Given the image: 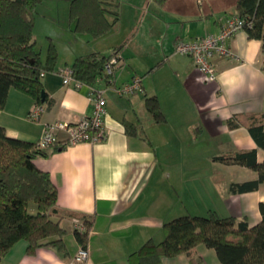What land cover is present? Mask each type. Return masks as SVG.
Instances as JSON below:
<instances>
[{
  "label": "crops",
  "instance_id": "0c3cea01",
  "mask_svg": "<svg viewBox=\"0 0 264 264\" xmlns=\"http://www.w3.org/2000/svg\"><path fill=\"white\" fill-rule=\"evenodd\" d=\"M71 1L44 0L36 15L34 39L42 56L50 40L59 55L56 69L41 77L45 100L38 104L43 107L40 117H29L36 99L11 88L0 110V126L9 137L37 142L47 123H74L89 114L88 87L65 85L60 73L79 56H109L118 47L122 63L115 71V85L142 77V91H105L103 140L61 141L50 146L46 156L35 158L57 186L59 207L91 221L90 263L129 264L131 253L150 238L162 241L165 222L182 215L214 210L221 216L246 217L249 226L260 222L264 183L248 191L233 190V184L257 181L258 174L223 158L256 149L257 161H264V149L248 123L237 119L264 115L262 41L247 31L229 39L238 58H215L218 75L213 82L202 80L191 56L175 53L180 39L218 33L227 17L237 14V0L233 11H228V0H114L111 8L119 13L118 21L98 38L73 30ZM37 32L45 38L40 45ZM153 95L165 115L162 122L146 107V98ZM126 123L134 126L132 133ZM60 137L65 139V134ZM75 221L83 223L64 214L61 221L72 256L80 247ZM27 247L26 241H19L0 264H69L72 258L45 246L29 254ZM194 259L221 264L216 251L205 244L198 245ZM162 263L192 264L185 254L163 257Z\"/></svg>",
  "mask_w": 264,
  "mask_h": 264
},
{
  "label": "trees",
  "instance_id": "16d2710c",
  "mask_svg": "<svg viewBox=\"0 0 264 264\" xmlns=\"http://www.w3.org/2000/svg\"><path fill=\"white\" fill-rule=\"evenodd\" d=\"M43 1L0 0V110L5 108L11 88L42 103L41 72L57 67L59 55L54 42L50 40L43 57L34 39L35 19ZM113 1L72 0L69 15L73 30L95 38L109 33L119 18V13L111 8ZM235 12L250 22L246 31L249 37L262 41L264 52V0H237ZM113 51H119L118 47ZM108 57L99 52L77 57L70 66L73 77L94 85L104 75ZM146 107L156 122L165 120L157 96L147 97ZM238 118L248 123L252 137L264 149V122H259L264 115L244 114ZM126 130L132 133L135 128L126 123ZM37 142L9 137L0 126V260L21 240L27 242L29 254L45 246L54 248L63 258L71 257L66 229L61 225L63 214L82 219L85 230L76 228L74 235L80 247L88 246L91 221L84 214L59 207L57 186L49 172L35 164V158L46 156L49 147L60 142L47 147H40ZM223 159L258 174L257 181L233 184V190L248 191L259 182L264 183V161H257L256 149ZM259 211L261 220L254 226H249L246 217L221 216L214 210L205 215L176 217L165 222V238L148 239L130 254L129 264H163V257L180 254L189 257L192 264H199L194 254L200 244L213 248L221 264H264V201L260 202Z\"/></svg>",
  "mask_w": 264,
  "mask_h": 264
},
{
  "label": "built area",
  "instance_id": "2783aa9c",
  "mask_svg": "<svg viewBox=\"0 0 264 264\" xmlns=\"http://www.w3.org/2000/svg\"><path fill=\"white\" fill-rule=\"evenodd\" d=\"M247 25H250V22L239 15H229L218 33L190 39H180L176 44L175 53L191 56L201 74L202 80L204 82H213L218 75L214 59L238 58V54L229 46L228 40L237 33L246 31ZM121 63L122 54L119 51H112L104 64V75L98 78L94 85L75 79L70 67L62 69L60 73L63 76L65 85L72 83L77 88L84 85L88 87L90 113L74 123L62 121L47 123L37 144L40 147H47L61 141L69 145L103 140L107 135L104 123L107 116L105 91L108 88H114L121 94H132L143 90L141 76H134L131 82L122 86L118 87L115 85V71ZM44 74L45 72L42 71L41 76L43 77ZM101 84H103V87H101ZM42 111L43 107L37 104L30 112L29 117L36 120L40 117ZM61 134H65V139L60 137ZM75 224L80 231L85 230L82 222L75 221ZM69 264H91L89 246L86 248L79 247Z\"/></svg>",
  "mask_w": 264,
  "mask_h": 264
},
{
  "label": "rangeland",
  "instance_id": "374dc122",
  "mask_svg": "<svg viewBox=\"0 0 264 264\" xmlns=\"http://www.w3.org/2000/svg\"><path fill=\"white\" fill-rule=\"evenodd\" d=\"M126 1H130V0H126ZM234 1H235V0H228V3H229V5H230L228 11H229V10H230V11H233V8H234V7H233V5H234L233 3H234ZM49 2H50V0H47V4H48ZM130 2H131V1H130ZM36 35H37V37H38V43H39V45L42 44V43H43V39H45L44 37H42L43 34H41V32H37Z\"/></svg>",
  "mask_w": 264,
  "mask_h": 264
},
{
  "label": "water",
  "instance_id": "95a60500",
  "mask_svg": "<svg viewBox=\"0 0 264 264\" xmlns=\"http://www.w3.org/2000/svg\"><path fill=\"white\" fill-rule=\"evenodd\" d=\"M41 97H42V100L44 101L45 100V90H42Z\"/></svg>",
  "mask_w": 264,
  "mask_h": 264
}]
</instances>
